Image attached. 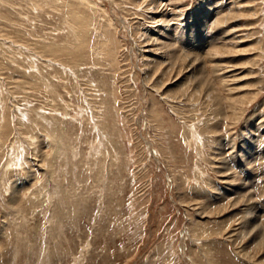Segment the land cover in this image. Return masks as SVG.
Returning <instances> with one entry per match:
<instances>
[{
	"label": "rangeland",
	"instance_id": "1",
	"mask_svg": "<svg viewBox=\"0 0 264 264\" xmlns=\"http://www.w3.org/2000/svg\"><path fill=\"white\" fill-rule=\"evenodd\" d=\"M160 2L0 0V264H264V0Z\"/></svg>",
	"mask_w": 264,
	"mask_h": 264
},
{
	"label": "bare ground",
	"instance_id": "2",
	"mask_svg": "<svg viewBox=\"0 0 264 264\" xmlns=\"http://www.w3.org/2000/svg\"><path fill=\"white\" fill-rule=\"evenodd\" d=\"M151 1V3L150 4H152V5H154L156 8H158V7H160V4H161V2H160V0H150ZM151 8V7H150ZM153 9H155V8H153ZM169 11V10H168ZM166 9H165V11H162L161 13H164V15H160V14H157V17L158 16H161V17H164V16H166L167 14H169V12H168ZM155 12V11H154ZM179 14H176V12H175V15L176 16H178V15H181V12L179 11L178 12ZM168 16H170V15H167V17ZM157 17H155V16H151L150 17V19H152L153 21H155V22H160V21H163L164 19L163 18H159V19H157ZM215 20H217V19H215ZM134 28H136V33L135 34H133L132 33V31H131V33H132V35H136L137 36V34L138 33H140V35H148V39H147V42H149L150 44H155L156 46H155V48L154 49H147L148 51H142L143 53L145 52H147V54H148V56H146V55H140V56H143V58L146 56L147 58H149L150 56L149 55H152V56H156V52H157V50H160V49H162V48H165V47H167V46H170V43H168L167 41H169V40H160V38H158V37H161L160 36V33H158L159 34V36H154L152 33H151V31L149 30V28L146 26V27H144V25H142V23L140 24V22H138V25H136ZM159 30H163V29H161V28H158ZM182 29V31H181V34H180V36H177L175 33H174V31L176 30V29H172V31H171V33H170V29L169 30H165L164 29V34H163V37H162V39L164 38V39H168V38H166V34H168V35H173L174 37H178V39L179 40H182L184 37H187L188 36V33H189V35L191 36L192 34H193V28H192V25H191V28L189 29V32H188V30L185 32L184 31V28H181ZM152 32H154V31H152ZM158 32V31H157ZM130 33V34H131ZM157 34V35H158ZM141 37V36H140ZM134 39V38H133ZM146 41V40H145ZM209 41V40H208ZM173 43V42H172ZM149 46V45H148ZM142 48H143V46H141ZM150 47V46H149ZM191 48V47H190ZM189 48V49H190ZM210 48V47H209ZM211 48H213L214 50H216V48H218L216 45H214V44H212L211 45ZM213 49H211L210 50V52H209V54H212V53H214V50ZM186 51H188V55L186 54L185 56H182V55H176L175 57H174V59H175V61L174 62H172V60L173 59H171L169 62H168V65L170 66V67H174V65H175V63H178V62H180V63H183V62H187V59L189 58V54L190 55H192V53H194V54H196L195 52H193V50H195L194 48H191V50H187V49H185ZM213 50V52H211ZM189 51H190V53H189ZM141 52V53H142ZM215 53H221L222 54V52H220V51H217V52H215ZM175 54V53H174ZM162 56V55H161ZM160 56V57H161ZM195 56H197V55H195ZM142 58V57H141ZM143 58H142V60H143ZM162 59H164L163 57H161ZM154 59V60H153ZM162 59H160V60H158V59H155V58H151V60H153V65H151V70L153 69V68H155V69H157L158 67H159V65L160 64H162L163 65V63L165 62V60H162ZM176 59L178 60V62L176 61ZM146 60V64L150 67V64H152L151 63V61H150V63L149 62H147V59H145ZM145 60H143V61H145ZM150 60V59H149ZM194 60H196V59H191L190 60V62L191 61H194ZM200 60V59H199ZM198 60V61H199ZM166 63V62H165ZM194 63V62H193ZM184 64V63H183ZM177 65V64H176ZM187 65V64H186ZM189 65V64H188ZM179 66V65H178ZM194 67V66H193ZM161 68V67H160ZM190 71V70H189ZM149 72H151V71H148L147 72V79L149 78ZM170 72V71H169ZM194 72V71H193ZM195 75V74H194ZM194 75H190L192 78H194L195 76ZM194 76V77H193ZM195 89V88H194ZM196 90V89H195ZM188 93V92H187ZM190 98H192V97H190ZM194 105V104H193ZM102 124V123H101ZM193 126V125H192ZM190 140V139H189ZM199 140V139H198ZM187 142H188V140H187ZM189 143V142H188ZM195 146V145H194ZM234 191V190H233ZM239 193V190H236L234 193ZM241 193V192H240ZM239 193V194H240ZM251 198V197H250ZM259 237H260V240H261V244H264V235L260 232L259 233Z\"/></svg>",
	"mask_w": 264,
	"mask_h": 264
},
{
	"label": "clouds",
	"instance_id": "3",
	"mask_svg": "<svg viewBox=\"0 0 264 264\" xmlns=\"http://www.w3.org/2000/svg\"><path fill=\"white\" fill-rule=\"evenodd\" d=\"M15 166H16V167H18V166H19V164H16Z\"/></svg>",
	"mask_w": 264,
	"mask_h": 264
}]
</instances>
